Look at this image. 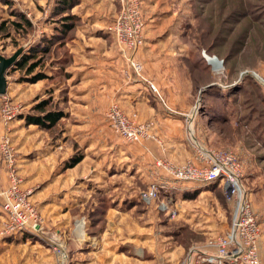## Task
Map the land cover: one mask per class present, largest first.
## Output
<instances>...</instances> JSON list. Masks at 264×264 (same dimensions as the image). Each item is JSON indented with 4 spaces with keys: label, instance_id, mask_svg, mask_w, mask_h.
I'll return each mask as SVG.
<instances>
[{
    "label": "rangeland",
    "instance_id": "374dc122",
    "mask_svg": "<svg viewBox=\"0 0 264 264\" xmlns=\"http://www.w3.org/2000/svg\"><path fill=\"white\" fill-rule=\"evenodd\" d=\"M89 1L92 2L93 0ZM55 2L56 0H0V54L8 57L19 47L22 48L17 59L10 66L6 74V92L0 95V135L4 131L10 133L17 167L20 164L19 160L22 155H25V158L33 162V160L37 161L40 155L50 154L54 152V149H57L56 153H58L59 158L63 157L61 159L62 170L66 168L74 169V166L79 165L75 169L78 172L81 167L80 163L83 162L84 168L86 166H98V168H103L106 171L107 175H105V179H102V183L106 186L118 185L120 187V185H125V187H129L130 185H135L137 188L135 192H128L122 188V191L118 193L120 194L119 198L128 199L129 197V199H132L131 202L135 201L131 209L133 213H128V209L131 207L127 208L126 200V207L121 206L120 210L122 218L120 220V227H118L119 230H116L118 231L116 232L118 233V239L115 240L119 242V244L115 242L117 243L115 244V248L120 251V264H134L135 258V264L194 263L192 261L195 258L192 259V257L193 255H197L194 252L197 250V247L200 246L199 248H210L213 250V247L206 246L208 239L227 230L226 228L229 226L228 222L230 223V204L223 198L222 188L215 181H213L215 183H207L209 186L201 188L202 191L198 193L196 198H199V202L203 205L205 204V207L214 209L216 220L212 225L214 229L213 235L208 236L203 242L201 241L202 243H198L196 240L201 238L199 236L202 235L195 229H197L196 227H199L198 229L205 228L198 224L185 225L183 226L184 229L181 228L182 230L174 228L181 225L169 222L166 218L168 211L159 208V204L163 199L161 192L158 193L157 198H153L149 202L143 200L140 197V191L145 190L151 183H148L149 181H147L144 172H141L140 169H135L138 163L132 161L129 156V151L131 150L129 143L131 142L124 140L110 126L107 110L114 103L128 119L136 122L144 121H138L132 117L133 115H127L121 110L116 101H110L104 110L107 123H105L102 135L103 139L106 140L101 142H97L92 138L83 139L78 137L76 133L78 128L74 126L70 127L69 113L60 109L62 115L54 126L46 128L36 123L26 122L25 115L39 113L33 108L38 99L49 97L51 101L50 106L57 109L59 105L57 99L63 96V92L59 88L56 92L57 96L44 95L34 99L33 93L35 88L32 83L37 81H26V77H29L31 74L25 72V67L19 68L16 64L17 60L21 59L22 55L27 54L31 46L39 38L46 35L43 34L41 36L42 33H40L44 29H49V25L46 23L48 13L47 15L44 13L50 11ZM163 2L159 8H162V6L167 7L166 9H169L170 14L173 15L169 23L170 39L174 40L175 43L184 44L186 66L190 72L196 74V79L194 80L195 93H198V96L194 98L196 107L193 109L192 106L190 110L182 113L189 143H191V138L194 136L203 145L215 149L231 150L237 154L243 168L241 178L242 188L246 192V197L250 198L252 204H254L255 210L253 211L261 228L258 240V253L260 243V252L262 253V256H260L264 263V101L256 95L255 92L257 90L251 80L245 82L244 88L242 86L234 88L232 90L233 96L229 97V100L225 98L224 94H221L222 90L219 92L218 87L211 86L212 84H216L221 89L225 88L230 84L229 82L239 79L243 74L248 72L251 74L252 72H257L261 76H264V0H164ZM79 3L80 0H76L70 11L72 12V9ZM113 4V6L117 7L115 8L112 20L106 26V30L121 5L120 0H116V5L115 2ZM21 15L28 19L30 24H26ZM77 17L79 18V16ZM161 17L162 15L159 13L158 18ZM13 21H18L21 23V26H15ZM79 23L80 20L72 27L73 33L75 26ZM142 44L138 49L131 52V57L139 63L137 52ZM64 49V45H62L56 48L55 53L53 52L51 55L46 54L44 62L35 70L41 69L46 74V77L49 78L48 70L50 66L54 65L61 67L62 70L58 71L57 74L64 76L63 58L60 60L62 65L56 63H59V60H55L56 55L61 54L63 56ZM116 51L125 65L124 73H127V75L133 73L135 76L145 79L142 76L143 67L141 63V70L138 74L121 53H119L117 47ZM200 56L204 57L205 61L209 64L208 67H204L203 64L197 66L193 63ZM210 57H215L222 62L213 67L208 62V58ZM56 79L54 78L53 81H56ZM148 82L153 84L150 80ZM222 93L224 92L222 91ZM233 97L235 100H232ZM230 100H232V103H230ZM225 101L227 103H222ZM5 102L20 106V112L15 114L7 123L1 117V108ZM226 106L229 108L227 111ZM255 107L260 109L258 116H256L257 113L251 115V118H248L251 119L250 122L239 119L240 112L244 113V110L250 112ZM188 116L192 117L191 121ZM148 122L153 126L151 121ZM152 126L151 132L153 131ZM149 139L132 144L142 145ZM40 149L42 150L40 151ZM77 155H80L79 161L72 166H67L68 160ZM114 156L116 164L110 165L107 171L105 168L109 161L107 158L114 159ZM112 162L114 160H110V163ZM115 166L118 167L115 168ZM0 168L5 174L7 183V171L1 157ZM18 172L20 177H22V186L24 188H27L24 186V183L30 182L29 185L32 188L30 198L42 218V225L44 227L42 232H37L36 235L38 236L26 231L14 234L20 235L21 239L29 238L30 245L38 243L37 245L39 246L36 245L35 249H32V246L26 245V253L35 254L40 249L49 255L52 251V244L61 243L67 248L68 245H71L73 238L77 241H82V237L94 234L93 232L96 229H100V227L102 228V225L106 227L102 217L99 219L101 221L99 224H96V221L94 222V218H90L92 222L86 220L84 225H76L74 221L67 225H62L63 227H58L51 223L48 224L46 222L48 221V217L54 214L52 213V208H49V203L40 204L39 207L37 205L47 193H38L37 191L41 186L38 188V184L36 185L37 181L33 182L31 177L27 181L28 179L25 178L24 174L20 173L19 168ZM77 177L79 176L76 175L73 179L78 180ZM77 182L74 180V183L71 185L75 186ZM189 183H192V181H189ZM198 184H202V182H198ZM203 184L205 183L203 182ZM66 187L68 188L69 186ZM73 189L76 190L75 188ZM81 194L83 195L84 193L80 192L79 195ZM118 194L114 195L115 198ZM110 195H112V192H110ZM213 202L216 204L214 205L216 206L215 208L211 206ZM108 203L110 206L114 204L110 201L106 202V207L103 210L104 214H106L108 207H110ZM86 207L82 212L78 213H76V210H73L75 212V221L83 218V214L93 217L96 211L90 209L89 205ZM98 214L102 215L101 213ZM56 229H59V231H56ZM55 234L58 235H56V238H54ZM166 239L172 240V244L175 242V244H180L184 247V250L181 248L178 250L175 247L177 251L183 252V257L180 260L175 262L176 259L174 260L169 257L161 261V258L157 256L158 252L163 248L162 243ZM106 242L110 246V241ZM49 248L50 250H48ZM127 248H130L135 256H129L127 253L124 254ZM187 261L189 262L187 263Z\"/></svg>",
    "mask_w": 264,
    "mask_h": 264
},
{
    "label": "crops",
    "instance_id": "0c3cea01",
    "mask_svg": "<svg viewBox=\"0 0 264 264\" xmlns=\"http://www.w3.org/2000/svg\"><path fill=\"white\" fill-rule=\"evenodd\" d=\"M163 1L142 0L141 2L145 28L143 44L137 52V59L142 64V76L145 79L133 73L128 75L124 73L125 65L116 51L114 37L106 30L107 24L115 14L117 6H113V2L116 5V0H93L92 2L80 0V3L72 9V12L79 16L80 23L75 26L74 33L70 30V37L65 39L63 56L59 54L55 57L56 61L59 60V63L56 62L59 65H62L60 60L63 58L64 76L57 74L62 70L61 67L50 66L49 78H42L32 83L35 88L33 98H40L44 95L57 96L56 92L61 88L63 96L57 99L59 103L57 109L69 113L70 127L78 128L76 131L78 137L92 138L97 142L106 140L102 135L105 123H107L104 110L110 101H116L123 112L129 116L133 115L132 117L138 121H151L154 138L145 141L142 145L129 143L131 145L129 156L132 161L138 163L137 166L134 165L135 169H140L145 173L148 183H166V189L160 192L162 200L167 199L168 202L169 211L166 213V218L171 223L181 225L174 228L184 229L183 226L189 224H198L205 228L196 227L195 229L202 235L196 240L199 243L213 235L212 225L216 220L214 209L205 207L206 205L204 206L199 202V198H196L198 193H201V188L209 184H203V182L198 184L199 181H192V183L175 181L156 164L159 159L178 164L192 157L193 150L186 134L182 113L190 110L195 103L194 98L198 96L194 85L196 74L190 72L186 66L184 44L175 43L170 39L169 23L173 15L170 14L169 9H166L167 7L159 8L164 3ZM48 12L44 14L47 15ZM159 13L162 15L161 18H158ZM48 25L49 29L40 32L41 36L53 33V25ZM54 78H57L56 81H53ZM148 80L153 82L156 90L150 87ZM56 152L57 149H54V152L50 154L40 155L39 159L33 162L22 155L19 160L21 166L18 165L20 173L24 174L27 181L31 177L33 182L37 181L38 188L41 186L38 193H47L37 203L38 207L40 204L49 203V208H52L54 214L48 217L46 222L58 227H63L62 225L73 221L76 223L74 211L82 212L89 205L94 211L96 207L101 209L98 213L102 215L95 213L93 217H89L83 214L84 221L92 222L90 218H94V222L99 224L101 222L99 219L102 217L106 225V227L102 225V228L96 229L94 234L82 237V241L73 238L71 245L67 247L68 264H120V251L115 248L117 244L115 242H118L115 241L118 239L116 230H119L122 218L120 210L121 206L126 207L127 201V208L131 207L128 213H133L131 209L135 201L131 202L132 199L129 197L128 199L119 198L118 193L122 191V188L128 192H135L137 188L135 185L106 186L102 183V179H105L107 175L106 171L98 166L84 168L83 162L80 163L81 167L78 172L75 169L79 165L74 166V169L62 170L61 159L63 157L59 158ZM107 159L109 161L105 168L108 171L110 165L116 164V158L114 156V159L110 157ZM110 160H114L113 164ZM76 175L79 176L78 180L73 179ZM74 180L78 181L75 186L71 185ZM215 182L222 188V195L225 199L222 181ZM29 183L25 182L24 186L30 187ZM5 184V174L0 168V187ZM80 192L84 194L79 195ZM34 194L35 192L33 196ZM115 194H118L116 198ZM248 199L252 204L251 199ZM108 201L114 204L110 206L108 203L110 207L104 214L103 210ZM214 205H216L214 202L211 203V206ZM253 210H255L254 207ZM170 211H174L172 217L169 215ZM229 218H231V211ZM43 228L42 225L40 232ZM36 234L33 233L38 236ZM56 235L54 238L58 236ZM108 240L110 246L106 242ZM37 244L36 242L30 245L29 238L21 239L18 234L0 238V264H53L52 251L48 255L37 248L38 251L35 254L26 253V245L35 249ZM162 246L163 248L157 254L161 261L170 257L176 259V262L183 257V252L175 248L184 250L182 245L175 244V242L172 244V240L166 239ZM199 247L194 251L197 255H193L192 259L195 258V260L192 264H211L204 262L203 258L213 253V250ZM126 253L129 256H135L130 248L126 249L124 254ZM260 255L262 256L259 243ZM135 261H133L134 264Z\"/></svg>",
    "mask_w": 264,
    "mask_h": 264
},
{
    "label": "built area",
    "instance_id": "2783aa9c",
    "mask_svg": "<svg viewBox=\"0 0 264 264\" xmlns=\"http://www.w3.org/2000/svg\"><path fill=\"white\" fill-rule=\"evenodd\" d=\"M141 2L142 0H120V9L107 27L108 32L114 36L119 53L138 74L141 64L131 57V52L140 47L144 38L145 19ZM208 62L216 67L222 61L210 57ZM252 74L264 86V76L257 72ZM149 85L156 90L154 84L149 83ZM194 107H196L195 104L193 109ZM19 112V105L5 102L1 108V117L7 123ZM107 117L115 132L128 142L138 143L154 138L150 122H136L128 119L114 103L109 106ZM188 118L191 121L192 117L188 116ZM190 142L193 150L191 159L182 164H173L166 159H159L156 164L175 181L211 183L220 180L224 185V197L231 207L230 224L225 232L208 239L206 246L213 247L214 252L205 255L203 261L211 264H264L258 253L261 228L251 203L246 197V192L242 188L243 168L237 154L231 150L203 145L194 136ZM0 157L7 171V183L0 187V237L7 238L25 231L40 232L42 218L31 201L32 188L22 186V177L18 172L8 131L0 135ZM162 189H166V183L153 182L145 190L140 191V197L149 202L157 198ZM167 203V199L161 200L159 208L169 211ZM169 215L172 217L174 211H170ZM84 223V219L80 218L75 224L84 225ZM51 250L54 256L53 264H68L65 245L52 244Z\"/></svg>",
    "mask_w": 264,
    "mask_h": 264
},
{
    "label": "trees",
    "instance_id": "16d2710c",
    "mask_svg": "<svg viewBox=\"0 0 264 264\" xmlns=\"http://www.w3.org/2000/svg\"><path fill=\"white\" fill-rule=\"evenodd\" d=\"M75 2L76 0H56V2L54 3L55 5H53V7L50 9L46 17V23L53 25V33L51 35H44L43 37L39 38L38 41H36V43L31 46L29 52L22 55L21 59L17 60L16 64L18 65V67H25V72L27 74H31L29 77H26V81L35 82L46 77V74L43 73L41 69H35L44 62L46 54L51 55L56 50V48H59L64 44L66 38L70 37V30L79 21L77 15L70 12V8ZM21 17L26 24H30L29 20L26 19L23 15H21ZM13 24L15 26H21V23H19L18 21H13ZM193 63H195V65L197 66H201V64H203L204 67L209 66L204 57L201 56L198 57V59H195ZM250 80L256 87V95L264 101V86L250 72L243 74L239 79H235L234 81L229 82L230 84L225 88L221 89L216 84H212L211 86H215L216 88L218 87L217 89H219V92L222 90L224 93H222L221 91V94H224L225 98L228 99L229 97L233 96L232 90L234 88H239L240 86L243 87L245 85V82ZM232 100H235L234 97L232 98ZM232 100H230V103H232ZM222 103L227 102L225 101ZM50 104L51 101L49 97L38 99L33 108L36 109L39 113L25 115L24 118L26 122L36 123L46 128L57 124L56 122L62 115V112L59 109L51 107ZM225 108L226 111L229 110L228 106H226ZM217 110L219 111V109ZM259 110L260 109H258V107H255L250 112H246L244 110V113L240 112L241 115L239 119L248 120L250 122L251 119L248 118H251V115H253L254 113H257L256 116H258ZM79 159L80 155L71 157L68 160L67 166L74 165L79 161ZM99 210L101 209L97 207L95 208V211L97 213L100 212Z\"/></svg>",
    "mask_w": 264,
    "mask_h": 264
},
{
    "label": "water",
    "instance_id": "95a60500",
    "mask_svg": "<svg viewBox=\"0 0 264 264\" xmlns=\"http://www.w3.org/2000/svg\"><path fill=\"white\" fill-rule=\"evenodd\" d=\"M21 50L22 48L19 47L8 57L0 54V95L6 92V85H7L6 74L9 71L10 66L17 59V56L21 52Z\"/></svg>",
    "mask_w": 264,
    "mask_h": 264
},
{
    "label": "bare ground",
    "instance_id": "6f19581e",
    "mask_svg": "<svg viewBox=\"0 0 264 264\" xmlns=\"http://www.w3.org/2000/svg\"><path fill=\"white\" fill-rule=\"evenodd\" d=\"M215 62V61H214Z\"/></svg>",
    "mask_w": 264,
    "mask_h": 264
}]
</instances>
